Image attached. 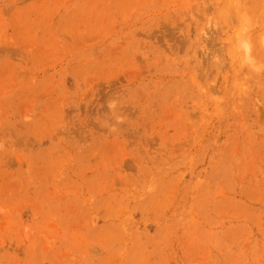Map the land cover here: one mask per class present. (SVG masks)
I'll list each match as a JSON object with an SVG mask.
<instances>
[{
	"label": "rangeland",
	"instance_id": "1",
	"mask_svg": "<svg viewBox=\"0 0 264 264\" xmlns=\"http://www.w3.org/2000/svg\"><path fill=\"white\" fill-rule=\"evenodd\" d=\"M0 264H264V0H0Z\"/></svg>",
	"mask_w": 264,
	"mask_h": 264
}]
</instances>
